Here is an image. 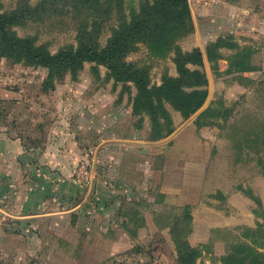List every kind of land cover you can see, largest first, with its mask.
I'll return each mask as SVG.
<instances>
[{
    "label": "rangeland",
    "instance_id": "1",
    "mask_svg": "<svg viewBox=\"0 0 264 264\" xmlns=\"http://www.w3.org/2000/svg\"><path fill=\"white\" fill-rule=\"evenodd\" d=\"M21 1L25 0H0V9L13 10ZM143 1L30 0V13L12 29L53 53L76 48L81 31L91 33L90 43L105 47L124 15L129 20ZM188 2L192 29L169 53H154L139 42L125 59L145 68L154 85L178 76L176 47L202 50L209 79L204 107H216L225 116L210 125L223 141L217 169H233L234 188L251 174L264 177V0ZM86 25L88 29H82ZM223 36L236 47L224 46L219 50L223 58L209 60L208 46ZM238 53L248 69L229 72ZM48 74L47 67L0 57V185L48 191L50 201L80 202L87 205L88 215L109 219V112L120 104L133 107L138 89L133 81H116L108 66L98 62L87 61L76 73L67 72L62 80L56 77L54 88L44 89ZM167 106L179 127L184 118ZM133 123L141 135H149L148 115L140 121L134 115ZM187 217L178 234L188 232Z\"/></svg>",
    "mask_w": 264,
    "mask_h": 264
},
{
    "label": "crops",
    "instance_id": "2",
    "mask_svg": "<svg viewBox=\"0 0 264 264\" xmlns=\"http://www.w3.org/2000/svg\"><path fill=\"white\" fill-rule=\"evenodd\" d=\"M190 117L171 137L150 140L133 123L131 103L112 107L109 219L80 202L50 201L48 191L0 185V264H179L185 215L180 237L200 249L197 264H224L242 229L264 225V177L232 188L233 169H217L222 139Z\"/></svg>",
    "mask_w": 264,
    "mask_h": 264
},
{
    "label": "trees",
    "instance_id": "3",
    "mask_svg": "<svg viewBox=\"0 0 264 264\" xmlns=\"http://www.w3.org/2000/svg\"><path fill=\"white\" fill-rule=\"evenodd\" d=\"M120 1V0H119ZM76 6V5H75ZM121 6V4H120ZM30 0L19 2L10 11L0 9V57L24 61L49 69L44 89L54 88L56 77L62 80L67 72L76 73L89 62L108 66L116 81H133L138 89L133 101V114L139 121L149 116L150 140L167 137L175 130V123L167 104H171L185 118L197 112L209 96V79L204 70V53L197 47L192 51L175 48L174 60L178 76H168L160 84L150 85L145 68L126 61V56L139 42H144L154 53L173 49L175 42L192 29L191 12L188 0H145L139 11L122 23L113 32L105 47H97L89 42L90 32L81 31L80 43L75 47L64 48L56 53L44 45H37L30 37H21L12 29L30 13ZM82 29H88L86 25ZM227 37H219L210 43L207 57L211 61L223 58L219 50L224 46L236 47L226 42ZM164 53V54H165ZM229 72H242L248 69L245 57L235 54ZM195 65L196 67H192ZM57 75V76H56ZM225 117L219 109L209 106L197 117L198 126L213 124L214 119ZM188 208V207H187ZM243 239L230 244L228 252L222 257L224 264H264V227L245 228ZM179 264H197L200 249L193 247L180 234L177 238Z\"/></svg>",
    "mask_w": 264,
    "mask_h": 264
}]
</instances>
